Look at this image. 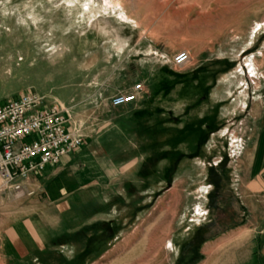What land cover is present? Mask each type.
Returning a JSON list of instances; mask_svg holds the SVG:
<instances>
[{"label":"crops","instance_id":"crops-1","mask_svg":"<svg viewBox=\"0 0 264 264\" xmlns=\"http://www.w3.org/2000/svg\"><path fill=\"white\" fill-rule=\"evenodd\" d=\"M15 10L0 4V59H12L15 84L25 80L16 91L67 110L71 127L85 138L78 150L36 174L52 192L49 200L63 205L65 233L77 229L80 244L98 253L127 232L140 212L136 205L143 204L144 213L152 203H166L170 193L177 205L163 246L171 257L166 263L264 264V49L254 50L264 44V26L251 32L244 52L216 61L202 50L189 70L175 74L191 95L202 96L190 102V123H173L169 134L148 125L136 136L107 114L119 88L109 54L125 52L120 32L130 25L95 3L34 1ZM225 46L218 43L216 52ZM215 65L233 69L224 73ZM218 89L239 94L209 97ZM10 98L0 88V100ZM140 170L150 172L128 177Z\"/></svg>","mask_w":264,"mask_h":264},{"label":"rangeland","instance_id":"rangeland-1","mask_svg":"<svg viewBox=\"0 0 264 264\" xmlns=\"http://www.w3.org/2000/svg\"><path fill=\"white\" fill-rule=\"evenodd\" d=\"M34 1L95 3L130 25L131 29L120 32L121 39L126 38L125 52L109 54L111 66L119 72V88L113 96L128 94L131 84H141L143 91L136 102L119 109L109 106L108 112L105 111L123 120L122 126L135 131L136 136L148 125L151 132L169 134L168 128L173 123H190L194 109L190 102L202 96L199 92L191 95L187 87L184 89L178 83L181 75L175 74L189 70L202 50L212 54L216 61L224 58L223 55L244 52L251 32L264 26V0H0V4H8L14 13L15 8ZM222 41L226 42L225 48L216 52L215 46ZM263 49L264 44L260 43L254 50ZM211 50L214 52L210 53ZM252 51H247L248 55ZM180 52L190 55V62L184 68L173 65V58ZM100 57L106 60V53L101 51ZM11 62L10 58L0 59V88H5L12 100L21 95L16 89L25 80L14 83ZM212 67L224 73L233 69L229 65ZM238 94L218 89L211 90L209 97H237ZM10 99L0 100V105ZM237 124L234 122V127ZM135 142L143 146L141 139ZM149 172L135 171L128 177L141 179ZM39 183L44 193L38 197L0 195V264H168L171 257L163 246L172 235L175 196L169 193L166 203H152L144 213L141 212L143 204L136 205L140 212L130 220L127 232L114 235L108 239V248L95 253L80 244L77 229L71 235L65 233L69 220L68 216L64 219L62 203L50 201L52 192L48 194L47 185ZM55 197L61 200V196Z\"/></svg>","mask_w":264,"mask_h":264},{"label":"built area","instance_id":"built-area-1","mask_svg":"<svg viewBox=\"0 0 264 264\" xmlns=\"http://www.w3.org/2000/svg\"><path fill=\"white\" fill-rule=\"evenodd\" d=\"M190 62L188 52L173 58L176 68ZM143 91L137 84L128 94L110 100V106L120 108L137 101ZM85 138L71 127L67 110L46 104L34 93H24L0 105V195L33 198L44 192L36 174L78 150ZM264 256V245L260 250Z\"/></svg>","mask_w":264,"mask_h":264}]
</instances>
